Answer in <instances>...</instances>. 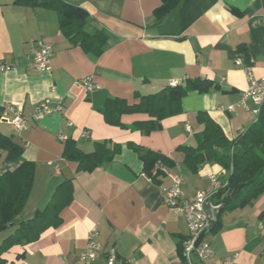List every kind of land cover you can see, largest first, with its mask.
<instances>
[{
    "label": "crops",
    "instance_id": "crops-1",
    "mask_svg": "<svg viewBox=\"0 0 264 264\" xmlns=\"http://www.w3.org/2000/svg\"><path fill=\"white\" fill-rule=\"evenodd\" d=\"M37 1L0 0V60L17 67L0 72V133L23 145L24 157L36 164L21 217L30 218L53 201L67 180L71 199L37 239L5 250L4 264H79L93 228L101 245L115 244L126 264H184L187 218L167 205L164 187L171 182L169 173H177L183 197L193 198L201 189L214 190L210 174L227 180L229 171L217 161L193 170L180 147H198L201 113L221 126L230 143L258 119L250 110L226 107L247 88L246 70L264 76V0H185L162 16L155 11L163 0H60L83 8L89 15L87 31L106 36L100 54L72 44L57 11ZM39 39L53 45L49 71L29 65ZM87 76L101 88L87 91L79 81ZM187 79L211 86L190 90L159 129L137 126L155 119L147 112L116 113L114 121L106 113L110 99L135 106L172 80L184 86ZM45 98L54 105L60 101L63 110L37 120L35 108ZM17 111L29 118L22 130L10 121ZM62 136L85 153L102 142L116 150L101 165L81 168L65 156ZM146 151L167 157L158 172H145L141 155ZM15 166L0 160L1 173ZM221 190L206 203L211 228L220 223L206 236L215 254L206 264L234 254L236 264H264V191L256 196L244 191L236 200L219 197ZM13 231L1 234L0 244ZM94 264H105L102 252Z\"/></svg>",
    "mask_w": 264,
    "mask_h": 264
},
{
    "label": "trees",
    "instance_id": "trees-1",
    "mask_svg": "<svg viewBox=\"0 0 264 264\" xmlns=\"http://www.w3.org/2000/svg\"><path fill=\"white\" fill-rule=\"evenodd\" d=\"M185 0H163V4L155 11L156 16L168 14ZM40 5H45L57 11L60 27L65 36L74 45H80L85 50L97 54L103 52L106 36L98 32H89L86 29L89 15L79 6L67 4L60 0H39ZM211 84L205 80L187 79L186 84L167 86L157 93L143 96L140 104L129 106L124 100L110 99L107 102L106 113L111 121L113 115L127 111L147 112L154 120L139 122L137 126L145 131L159 129L161 120L168 115L179 111L181 99L190 90L207 91ZM204 123V130L198 135V147L181 146L185 159L193 170L208 160L217 161L228 173L227 198L234 187L243 183L244 187L238 194L240 199L244 191L252 195H259L264 191V106L258 119L244 131L236 140L230 143L221 126L206 114H200ZM115 148H110L107 143H98L91 153H85L77 146L73 139H66L65 156L77 160L81 168L93 169L110 160L115 153ZM25 147L17 143L12 136L0 133V160L2 158L15 162L16 166L4 173L0 172V232L14 228V231L0 244V264H4L2 253L17 242H29L37 239L40 234L52 223L60 218L61 209L69 202L71 195L70 181L61 183L56 191V197L43 209L37 210L30 218L21 217L23 210L33 190L36 164L24 157ZM145 172H158L168 160L162 154L146 151L141 155ZM220 223L212 226L218 230ZM210 229V231H211Z\"/></svg>",
    "mask_w": 264,
    "mask_h": 264
},
{
    "label": "built area",
    "instance_id": "built-area-1",
    "mask_svg": "<svg viewBox=\"0 0 264 264\" xmlns=\"http://www.w3.org/2000/svg\"><path fill=\"white\" fill-rule=\"evenodd\" d=\"M35 43L36 45L33 49L29 65L33 70L38 72L49 71L51 69V58L54 54L53 45L45 39L36 40ZM12 70H17L16 65L0 60V72ZM245 76L248 81L247 88L241 92L240 99L228 105L226 109L234 111L237 108H244L258 116L261 108L264 106V76L257 77L250 70L245 71ZM79 81L87 91L101 88V85L94 82L91 76L83 77ZM177 84L176 80L170 82V86ZM249 102H252L253 105H250ZM12 110L15 111L13 108ZM57 110H63L62 103L59 101L54 105L52 99L45 98L37 104L34 118L41 120ZM10 121L17 129L22 130L27 127L29 118L17 111ZM84 135H89L88 130L84 132ZM62 138L66 139L64 136ZM169 176L171 182L164 187L166 203L169 207L183 213L188 222L189 234L183 242V256L186 259L184 264H194L191 259L192 255L196 256L202 264H206L215 255L211 242L206 239L207 235L196 246V241L200 234L210 229L212 225L206 203L213 193L226 188L228 181H220L217 175L210 174V178L214 184L213 191L201 189L193 198H184L182 194V177L177 173H169ZM98 236L99 232L96 228H93L89 232L86 247L80 254L79 264H94L100 252L104 254L105 264H126L119 258L117 246L115 244H108L103 247L98 240ZM236 255L219 259L214 264H236Z\"/></svg>",
    "mask_w": 264,
    "mask_h": 264
},
{
    "label": "water",
    "instance_id": "water-1",
    "mask_svg": "<svg viewBox=\"0 0 264 264\" xmlns=\"http://www.w3.org/2000/svg\"><path fill=\"white\" fill-rule=\"evenodd\" d=\"M243 187H244V184H243V183L236 185V186L234 187V189H233L231 195H230L231 198H232V199H236L237 196H238V194L240 193V191H241V189H242ZM225 192H226V190H221V191H219V192H218V196L221 197ZM209 232H210V229H208V230H206V231H204V232H202V233L200 234L199 238H198L197 241H196V246H198V245L201 243V241L203 240V238L205 237V235H207ZM191 259H192V262H193L194 264H202V263L196 258V256H194V255H192Z\"/></svg>",
    "mask_w": 264,
    "mask_h": 264
},
{
    "label": "rangeland",
    "instance_id": "rangeland-1",
    "mask_svg": "<svg viewBox=\"0 0 264 264\" xmlns=\"http://www.w3.org/2000/svg\"><path fill=\"white\" fill-rule=\"evenodd\" d=\"M3 232H0V241H1V234H2Z\"/></svg>",
    "mask_w": 264,
    "mask_h": 264
}]
</instances>
